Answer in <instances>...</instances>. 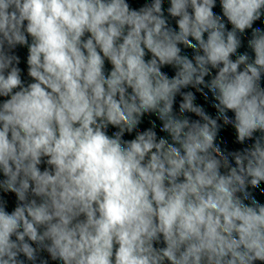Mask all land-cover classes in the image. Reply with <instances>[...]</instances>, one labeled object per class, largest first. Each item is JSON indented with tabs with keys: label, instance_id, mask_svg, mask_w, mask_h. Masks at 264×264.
<instances>
[{
	"label": "clouds",
	"instance_id": "1",
	"mask_svg": "<svg viewBox=\"0 0 264 264\" xmlns=\"http://www.w3.org/2000/svg\"><path fill=\"white\" fill-rule=\"evenodd\" d=\"M164 2L0 0V264H264V0Z\"/></svg>",
	"mask_w": 264,
	"mask_h": 264
}]
</instances>
